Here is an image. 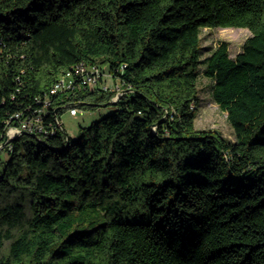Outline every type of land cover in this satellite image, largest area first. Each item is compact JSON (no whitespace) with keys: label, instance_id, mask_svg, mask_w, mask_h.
I'll return each instance as SVG.
<instances>
[{"label":"trees","instance_id":"1","mask_svg":"<svg viewBox=\"0 0 264 264\" xmlns=\"http://www.w3.org/2000/svg\"><path fill=\"white\" fill-rule=\"evenodd\" d=\"M205 27L252 32L205 60L235 140L195 125ZM0 51V145L75 63L125 91L72 92L111 109L69 143L0 149V264H264V0H0Z\"/></svg>","mask_w":264,"mask_h":264},{"label":"built area","instance_id":"2","mask_svg":"<svg viewBox=\"0 0 264 264\" xmlns=\"http://www.w3.org/2000/svg\"><path fill=\"white\" fill-rule=\"evenodd\" d=\"M107 79L113 81V87L109 82H106ZM80 88L92 90L101 88L105 91H114L117 98L125 92L121 79L114 77L100 65L84 61L75 63L59 76L49 91L36 96L35 106H30L27 111L16 112L6 121L9 126L0 149L5 148L12 139L20 136L24 131L35 133L38 138L42 139L47 134H54L58 127L62 128L61 118L56 115L57 108L59 106L64 109L69 108L72 115H77L80 111L79 102L73 101L69 97L72 92ZM64 95H66L65 98ZM57 97L61 101L59 104L55 102ZM117 98H113V100ZM53 112L55 116L52 119ZM11 122L14 124L11 125Z\"/></svg>","mask_w":264,"mask_h":264},{"label":"rangeland","instance_id":"3","mask_svg":"<svg viewBox=\"0 0 264 264\" xmlns=\"http://www.w3.org/2000/svg\"><path fill=\"white\" fill-rule=\"evenodd\" d=\"M251 35L250 29L244 27H205L202 29V54L198 82L199 102L197 104L198 113L195 120L197 129L216 130L229 140L236 139L235 130L228 119L227 111L222 109L213 97L214 80L204 74L205 60L222 42L228 43L229 53L232 57H235L242 51L245 40ZM106 82H109L110 86H114L111 79H107ZM113 98H117V96L115 95ZM79 109L80 111L77 115H72L70 109L66 108L60 117L67 134L73 137L77 135L81 126L89 125L93 117V119H98L111 108L99 107L95 110ZM0 157L4 160L8 157V153L2 151Z\"/></svg>","mask_w":264,"mask_h":264},{"label":"water","instance_id":"4","mask_svg":"<svg viewBox=\"0 0 264 264\" xmlns=\"http://www.w3.org/2000/svg\"><path fill=\"white\" fill-rule=\"evenodd\" d=\"M117 100H118V99L113 100V102H116ZM57 109H58V108H57ZM23 134H30V135H32V136H34V137H37V135H36L35 133H29V132H27V131H24ZM67 139H68V143H69V141H70V137H69V135H67Z\"/></svg>","mask_w":264,"mask_h":264},{"label":"crops","instance_id":"5","mask_svg":"<svg viewBox=\"0 0 264 264\" xmlns=\"http://www.w3.org/2000/svg\"><path fill=\"white\" fill-rule=\"evenodd\" d=\"M93 118H94V117H93ZM93 118L91 119L92 121L96 120V119H93Z\"/></svg>","mask_w":264,"mask_h":264}]
</instances>
